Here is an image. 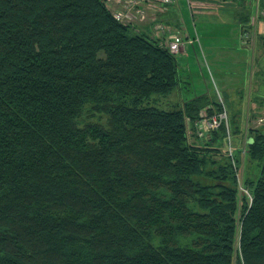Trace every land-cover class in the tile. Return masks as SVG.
<instances>
[{"label":"trees","instance_id":"obj_1","mask_svg":"<svg viewBox=\"0 0 264 264\" xmlns=\"http://www.w3.org/2000/svg\"><path fill=\"white\" fill-rule=\"evenodd\" d=\"M135 30L100 0H0V264H264V132L239 235L240 154L188 133L222 108L151 106L180 67Z\"/></svg>","mask_w":264,"mask_h":264},{"label":"rangeland","instance_id":"obj_2","mask_svg":"<svg viewBox=\"0 0 264 264\" xmlns=\"http://www.w3.org/2000/svg\"><path fill=\"white\" fill-rule=\"evenodd\" d=\"M165 9L160 19L171 26L182 46L190 49L176 54L179 87L167 97L154 96L150 105L165 111L178 110L186 101L206 95L227 111L228 119L223 125L228 127L227 136H231L233 156L240 154L235 212L240 235L244 206L253 200L245 182L255 180L260 171L256 162L247 159L245 151L256 136L255 129L264 132V0H175ZM148 29L139 25L135 31ZM245 32L249 33L248 38ZM215 110L211 106L209 112ZM203 112L209 116L207 110ZM232 124L238 128L233 130ZM188 133L191 142L200 140L202 145L212 137H198L196 126L190 121ZM227 136L216 142L224 152L228 150Z\"/></svg>","mask_w":264,"mask_h":264},{"label":"built area","instance_id":"obj_3","mask_svg":"<svg viewBox=\"0 0 264 264\" xmlns=\"http://www.w3.org/2000/svg\"><path fill=\"white\" fill-rule=\"evenodd\" d=\"M113 17L122 24L137 27L144 25L148 30H139L140 32L150 33L155 39L159 40L162 46H166L172 53L181 52V40L176 39L171 26H168L160 19V14L166 11V7L175 3V0H100ZM258 2L259 0H252ZM174 30V29H173ZM245 37L249 33L245 32ZM228 113L225 109L220 112L207 116L201 115V119L195 123L197 135L200 138H208L213 132L220 129L228 119ZM263 120V119H262ZM228 128V127H227ZM229 130V129H228ZM228 154L232 158L233 149L230 146L231 136L228 137ZM233 162L235 164L234 158Z\"/></svg>","mask_w":264,"mask_h":264},{"label":"crops","instance_id":"obj_4","mask_svg":"<svg viewBox=\"0 0 264 264\" xmlns=\"http://www.w3.org/2000/svg\"><path fill=\"white\" fill-rule=\"evenodd\" d=\"M190 49V46H181V52H180V54H182V53H184L186 50H189ZM260 106V105H259ZM261 107V106H260ZM260 107L259 108H257V110H259L260 111ZM264 110V109H263ZM262 110V111H263Z\"/></svg>","mask_w":264,"mask_h":264}]
</instances>
